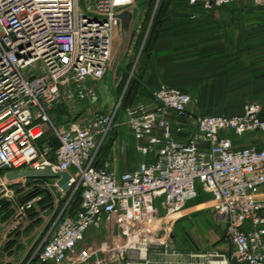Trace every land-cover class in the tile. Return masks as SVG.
Listing matches in <instances>:
<instances>
[{"label":"built area","instance_id":"built-area-1","mask_svg":"<svg viewBox=\"0 0 264 264\" xmlns=\"http://www.w3.org/2000/svg\"><path fill=\"white\" fill-rule=\"evenodd\" d=\"M154 2L155 12L159 0ZM236 2L264 9V0H186L204 10ZM130 8L137 11L135 0H0V214L21 226L40 199L20 203L22 190L58 195L26 264H110L112 255L142 264L149 249L159 248L172 255L175 216L200 196L223 224L230 260L264 264V144L242 147L228 136L264 132L261 104L247 103L233 116L193 115L189 93L161 84L150 103L122 111L118 101L113 110L91 117L69 115L60 124L50 119L57 107L96 101L95 85L110 67L120 30L117 15ZM121 126L135 141L140 161L116 173L99 151ZM187 126L190 135L181 142L177 136ZM46 132L56 149L40 142ZM47 165L69 174L65 190L53 178L5 179L7 172ZM109 227L122 236L121 245L81 247L89 230ZM192 257L206 264L224 258L214 252Z\"/></svg>","mask_w":264,"mask_h":264},{"label":"crops","instance_id":"crops-1","mask_svg":"<svg viewBox=\"0 0 264 264\" xmlns=\"http://www.w3.org/2000/svg\"><path fill=\"white\" fill-rule=\"evenodd\" d=\"M172 18L176 23L174 35L162 39L159 47L149 56L140 83L145 93L137 100H153L152 92L165 84L190 94L193 101L188 110L193 115H238L251 102H258L264 107V9L255 8L247 2H236L204 10L199 6L191 8L184 2L179 10L172 12ZM251 41L253 44L249 45ZM103 82L107 85L103 88H107L113 100L110 75L97 83ZM98 88L95 85L98 98L101 99ZM97 101L103 105L101 100ZM84 116L82 114L81 118ZM171 122L174 126V121ZM189 135L190 127L187 126L177 139L182 142ZM109 140L105 158L111 162L112 169L121 173L136 168L140 157L126 127L121 126ZM49 206V203H45L40 208L34 204L27 211V223L17 227L11 226L9 215L3 217L4 212L0 214V264L27 263L32 248L45 231L43 213L52 212ZM201 207H208V202L198 205L190 202L175 216L168 242V253L173 250L174 254L164 256L163 248L149 249L141 263L206 264L201 258L192 256L207 251L224 256L223 261L220 258L215 260L219 264H238L230 260V246L224 240L199 243L180 239L183 231L191 229L189 224L182 225V221L192 223V217L198 215L195 213ZM204 216L212 217L223 227L212 211ZM106 241L121 245L123 238L112 227L101 231L89 230L81 247L94 249ZM111 258L110 264L127 263L124 257L117 259L112 255Z\"/></svg>","mask_w":264,"mask_h":264},{"label":"rangeland","instance_id":"rangeland-1","mask_svg":"<svg viewBox=\"0 0 264 264\" xmlns=\"http://www.w3.org/2000/svg\"><path fill=\"white\" fill-rule=\"evenodd\" d=\"M135 3L136 5H138V9L137 11L134 12L132 21L130 23L126 46L123 48L121 54L118 56L119 50L121 48V39L119 35L120 33V30H119V33H116L114 35V41H113L114 50L112 53V59H111L110 67L105 74V77L108 76L109 78V75L111 77V85L114 91L112 92L114 94L113 100L111 99L107 88H103L104 86L107 87L105 82L96 83V87L97 86L99 87L98 89L101 94V99L98 98V94L96 93V90H95V93H96L95 100L96 101L94 102H90L89 100L86 99L83 102L72 105L70 109L65 108V110L64 109H61V110L57 109L56 111L52 110L55 113L53 114L51 111L49 113V116H50V119L55 124H59L62 121H65V119H67L69 115L79 117L82 114H84L85 118L91 117L93 114H95V112L103 113V112L113 110V108L116 107L118 101H120V104H121V99L123 96L124 89L123 91L116 90L120 83V79L122 75H124V73L127 76L132 74L133 70L141 64L142 58H143L141 56V52H142V48L146 40V31H147L146 27L148 26L145 25V30L143 29V31L139 33L141 27L137 29L138 24L141 23V21L143 20V17H146V20H148L147 23L149 24L151 18L154 16V13H155L154 12L155 2H153V0H135ZM97 100H101V102H103V105H101V103L98 104ZM150 102L151 100H137L136 99L134 100L131 106H136L140 103L145 104V103H150ZM228 136L232 140L241 141L242 142L241 144L247 143V145H244V146H248L249 144H255L259 146V145L264 144V132L248 133V134L243 135L240 138L235 137L232 133L228 134ZM48 158L52 159V152H49ZM30 188L31 187H26L24 191L22 190V192H20V195L18 197V201H20V203L30 201L34 198L39 197L40 199L38 200V202H35V205L41 208L43 203H45L44 199L46 200L48 199L47 201L49 200L51 201L55 198L54 196L58 197V195L54 191L49 192V191H44V190L39 189L37 191L39 194L35 195L34 197L32 196V198L30 197L29 199V196L35 193L34 192L35 190H31ZM206 201L207 199L204 196H200L194 201V205L203 204ZM208 211H211L209 207H201L199 208L198 213H195L198 215L197 216L194 215L192 217L193 218V221H191L192 223H186L182 221V225L189 224V226H191V229L190 230L186 229L185 231H183L180 239H182L183 241H196L199 243L209 242V241L218 242L219 240H222V228L220 227L219 222H216V220H213L212 217L204 216V214L208 213ZM7 212L11 214L13 211L9 210ZM49 214L51 213L49 212L43 213L45 217L44 219L45 223H43L44 225L47 224L48 222L50 223L52 220V216L48 217ZM172 226H174V223L172 224ZM199 254L207 255V251L201 252ZM216 259L218 258H214V260ZM202 260L206 261L205 259H202Z\"/></svg>","mask_w":264,"mask_h":264},{"label":"trees","instance_id":"trees-1","mask_svg":"<svg viewBox=\"0 0 264 264\" xmlns=\"http://www.w3.org/2000/svg\"><path fill=\"white\" fill-rule=\"evenodd\" d=\"M184 2L186 3V0H159L157 9L154 13L150 27L146 35L144 46L142 48V52H141V56L143 57L142 62L138 67H136L133 70V73L131 76L130 75L127 76L125 73L124 75H122L120 79V83L116 89L119 91H123L124 89L123 96L121 99V104H120V109L122 111L126 109L127 107L131 106L134 100L138 99L141 95H143V93H145L141 89L140 83H141V77L148 66L149 56L151 55L153 50H156L159 47V42L162 39L169 37V36L172 37L174 35L173 28L175 27L176 23L174 22V19L172 18V12L179 10V7H181V4ZM147 22L148 20H146V17H144L139 33H141L143 29L145 30V25L148 26ZM241 43H244V42H241ZM251 44H253L252 41L249 42V45ZM65 108L66 107L61 106V107L55 108L54 110L55 111L57 109L65 110ZM52 113H54V111H52ZM63 122L64 121H62L61 123ZM40 142L47 144L49 147H51L52 150L56 149L57 147V141L50 132H46L44 136L42 137V139L40 140ZM109 143H110V140H108L101 147L99 151V155L101 158H105V156L107 155ZM37 191L38 189L34 191L35 192L34 194L29 196V199L30 197L32 198V196L34 197L35 195L39 194ZM47 200L44 199V202L48 204L50 200L49 201ZM78 202H79V196L76 195L71 201L72 208H75Z\"/></svg>","mask_w":264,"mask_h":264},{"label":"water","instance_id":"water-1","mask_svg":"<svg viewBox=\"0 0 264 264\" xmlns=\"http://www.w3.org/2000/svg\"><path fill=\"white\" fill-rule=\"evenodd\" d=\"M133 9H127L117 15L120 20V39H121V48L119 50L118 56L121 54L123 48L126 46L128 32L130 23L133 18ZM25 178H53L57 179V186L61 190L67 188L70 176L67 172L53 171L50 166H45L41 170H23L16 172H7L5 174V179L7 181H14Z\"/></svg>","mask_w":264,"mask_h":264}]
</instances>
